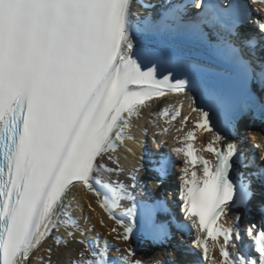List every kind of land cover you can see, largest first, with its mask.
I'll list each match as a JSON object with an SVG mask.
<instances>
[{"label":"snow or ice","instance_id":"snow-or-ice-1","mask_svg":"<svg viewBox=\"0 0 264 264\" xmlns=\"http://www.w3.org/2000/svg\"><path fill=\"white\" fill-rule=\"evenodd\" d=\"M134 4L157 7L144 0H0V264H176L138 256L133 244L143 237L166 248L173 229L193 237L195 264H264V219L240 224L257 197L264 217V152L257 162L241 148L248 124L264 121V0H192L195 14L185 2L143 16ZM177 28L216 38L218 53L245 78L243 107L225 115L221 97L191 75L190 65L137 41ZM170 93L183 95L198 114L181 138L187 143L172 149L184 159L171 202L146 191L169 180V156L143 152L126 172L119 155L121 147L132 151L125 142L135 141L134 121ZM173 107L150 112L147 122L159 128L153 117L166 124L180 117L182 131L189 120L184 101ZM198 131L211 134L202 150L214 160L197 154ZM167 134L164 127L153 135ZM143 173L155 176L141 179ZM78 185L112 221L107 235L115 244L94 232L84 207L95 209L77 200ZM233 208L241 211L229 218ZM99 223L107 228L103 218ZM49 239L52 246L43 247Z\"/></svg>","mask_w":264,"mask_h":264},{"label":"bare ground","instance_id":"bare-ground-1","mask_svg":"<svg viewBox=\"0 0 264 264\" xmlns=\"http://www.w3.org/2000/svg\"><path fill=\"white\" fill-rule=\"evenodd\" d=\"M149 2L150 0H145ZM133 11L134 12H140L141 15H147L148 9H140V7L136 4L133 5ZM137 41L139 43H143L148 46L155 47L159 50H162L173 57L181 58L184 62H186L188 65H190L192 68L202 69L206 71L211 72H224L219 66V61L215 60L213 58V55L209 51L210 49L206 45V43L200 39V36L192 34L190 31H188L185 28H177L174 31L164 33L158 36H144L141 35L137 37ZM183 100L184 101V107L182 109V115L189 116V120L187 124L184 126L182 131H177L180 127H174L172 121L170 124L165 123V119H159L156 117H153V119L156 120V123L159 125V128L153 127L152 124L148 123L149 120V113L150 112H159L161 108H164L167 105H173L174 107L178 105V102ZM174 107L172 110H174ZM180 120V117H178ZM198 118V114L196 112H192L191 109L188 107V102L185 99L183 95H177V94H167L159 99H155L151 102V108L148 110H145L143 113V118L134 121V128L132 130V135L135 137V141H126L125 145L127 148L131 149V152L125 151L124 147H121L119 155L121 159V164L124 167L125 171L132 169L133 167L137 166L140 163L139 157L141 155V144L144 140V137L149 138H157L162 135H156L154 136V132L158 131L159 129H162L164 127L168 128V132H172V134L177 135V137L185 136L186 132L193 127V122ZM180 125V124H179ZM146 130V134H145ZM222 132H224L225 135H229L227 131L224 128H220ZM248 130H250L251 137L254 139V143L259 145V155L261 152H264V135H262L257 125L254 122H250L248 124ZM197 139L195 140V145L198 147L199 151L203 153L207 158L214 159L211 153L204 152L203 146L206 145L211 140V134L204 132L201 134L200 131L196 133ZM234 137L229 135V139H233ZM134 153V155H133ZM127 157V159H125ZM259 161V158H258ZM151 176H154L155 173H147ZM143 174H141V179L143 178ZM121 180H125V176L120 177ZM125 182H128L125 180ZM73 192L77 194V200L81 204H85V201H91L92 207L95 209V213L92 211H89L87 206L84 207V213L89 218V224L93 226L94 232L100 234V239L103 240L105 238L108 239L110 244H115L116 241L113 239V236L107 235L108 229L113 227L112 221L108 220L107 216L104 214V212L96 205L95 198L91 196L90 194H87L82 186H77L73 189ZM74 217H79L80 213L74 211L73 212ZM100 218H103L104 223L107 225V228H103L100 226L99 220ZM81 226L85 227L83 221L81 220ZM55 235H63V229H61L60 232L54 233ZM89 235H94V233H89ZM222 243V241H219ZM215 242L211 243V246H213ZM53 242L51 239L47 240L43 247H49L52 246ZM133 244L137 248V255L142 256L145 258L152 257L154 259L158 258L152 251H148V249H145L147 247V243H145L143 237L139 241L133 240ZM146 245V246H145ZM117 246L121 249H123L126 245L123 242H120L117 244ZM72 247H79L78 245H72ZM153 249V247H152ZM211 254L216 257V259H219V250L216 248H211ZM39 255H46L43 252H40ZM116 253L112 251L111 257H115ZM53 259H56V256L54 255Z\"/></svg>","mask_w":264,"mask_h":264},{"label":"rangeland","instance_id":"rangeland-1","mask_svg":"<svg viewBox=\"0 0 264 264\" xmlns=\"http://www.w3.org/2000/svg\"><path fill=\"white\" fill-rule=\"evenodd\" d=\"M248 132V131H247Z\"/></svg>","mask_w":264,"mask_h":264}]
</instances>
